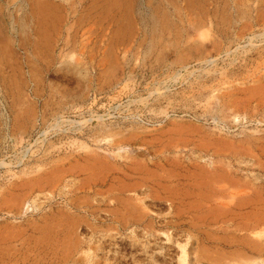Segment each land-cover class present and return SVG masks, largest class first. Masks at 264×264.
<instances>
[{"label":"rangeland","instance_id":"rangeland-1","mask_svg":"<svg viewBox=\"0 0 264 264\" xmlns=\"http://www.w3.org/2000/svg\"><path fill=\"white\" fill-rule=\"evenodd\" d=\"M0 264H264V0H0Z\"/></svg>","mask_w":264,"mask_h":264},{"label":"bare ground","instance_id":"bare-ground-1","mask_svg":"<svg viewBox=\"0 0 264 264\" xmlns=\"http://www.w3.org/2000/svg\"><path fill=\"white\" fill-rule=\"evenodd\" d=\"M220 182V181H219ZM215 185V184H214ZM232 187V185L230 184H227V183H225V184H223V186H219V187H217L216 185H215V188H217V189H219V191L218 192H221V193H226V192H229V189ZM243 192L242 191H239V192H236V193H232V197L234 198V199H239V198H243L244 197V195L242 194ZM222 207L223 208H229V206L228 205H225V206H223L222 205Z\"/></svg>","mask_w":264,"mask_h":264}]
</instances>
